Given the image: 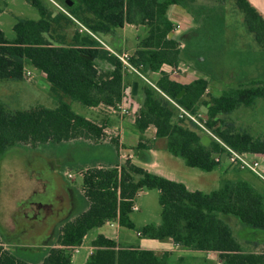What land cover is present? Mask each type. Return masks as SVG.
Returning a JSON list of instances; mask_svg holds the SVG:
<instances>
[{
	"label": "trees",
	"instance_id": "1",
	"mask_svg": "<svg viewBox=\"0 0 264 264\" xmlns=\"http://www.w3.org/2000/svg\"><path fill=\"white\" fill-rule=\"evenodd\" d=\"M26 1L36 8L39 17L17 18L11 39L0 29V81L22 80L28 62L45 74L56 104L10 109L0 99V159L13 147H58L80 138L75 145L84 156L77 162L85 169L80 173L79 190L83 205L60 223L55 238L45 245L10 244L0 227V264H72L70 248L81 245L90 229L113 220L142 238L170 239L191 251H216L220 264H264V247L261 251L249 249L264 246V239L239 236L241 226L264 233V196L259 189L244 178L223 177L219 187L210 192L190 191L183 183L151 173L130 160L120 162L118 136L103 134V125L76 113L65 98L83 107L104 105L116 109L127 97L126 89L131 96L133 80L124 83L126 75L119 60L89 35L77 28L68 40L64 32L75 21L98 35L109 36L126 24L144 26L146 34L138 41L131 61L141 63L145 72L159 71L161 75L155 87L146 83L140 87L134 121L139 141L133 150L150 147L143 133L153 126L155 137L166 138L172 156L181 158L188 167L210 172L222 162L225 149L213 139L208 146L203 145L196 125L179 118L177 109L162 93L192 114L198 113L201 106L206 108L201 119L204 126L235 151L264 155L263 131L255 132L250 124L238 126L231 116L239 111L251 116L263 110L264 80H250L203 98L212 77L207 60L217 58L225 49L228 2L242 14L245 30L264 53L263 15L249 0H54L70 16L50 7L49 0ZM173 4L187 11L195 24L175 37L169 36L173 23L167 15ZM83 35L91 38L92 44L81 41ZM100 62L107 65V70L99 68ZM189 62L199 77L188 84L172 80L161 70L163 65L177 67ZM259 102L261 108L257 109ZM105 137L108 140L102 142ZM144 189L159 192L160 222L136 228L130 214L135 196ZM91 246L94 250L83 264H188L184 256L171 261L168 252L156 254L118 245L102 234Z\"/></svg>",
	"mask_w": 264,
	"mask_h": 264
},
{
	"label": "rangeland",
	"instance_id": "2",
	"mask_svg": "<svg viewBox=\"0 0 264 264\" xmlns=\"http://www.w3.org/2000/svg\"><path fill=\"white\" fill-rule=\"evenodd\" d=\"M0 4V29L9 39L14 37L12 26L17 18L37 19L39 17L36 8L30 5L26 0H0ZM47 4L52 8H56L50 0ZM232 6V2L229 1L227 7L228 12L225 15L226 28L224 29V32L226 39L224 52H222L220 56H216L217 58L215 59L209 58L207 60L208 63L206 68L209 70L212 77L203 97L205 99L208 98L209 94L218 95L224 89L235 87L239 84H246L250 80H264V53L254 42L252 36L245 30L242 14L236 9H233ZM260 13L262 14V12ZM77 28L78 24L75 22L70 23L65 28L64 32L66 33L68 40H70ZM143 31L144 28L142 26H127L124 32L127 39L125 45L126 49L124 50L125 52L130 54L133 52L134 44H136L137 39L143 35ZM98 37L107 44L110 43L109 38L106 36L98 35ZM185 64L193 70L192 62H189V65L188 63ZM27 69L37 77L39 73L38 70L31 66H28ZM190 69H187L186 72H189ZM195 72L199 75L197 71ZM9 81L12 82V84H15L16 87L20 86L18 85L20 84V80ZM136 81H138L140 92L141 82L139 80ZM34 89L36 91H30L24 87V90L19 94V92L14 93L15 88H9V86L2 84L0 85V98H2L3 102L10 109L28 108L38 104L53 107L56 104V98L49 90L42 87H34ZM65 100L71 104L72 109L76 113L83 115L84 117L91 116V118L100 119L103 116L100 110L90 111L87 107H83L78 102L71 101L68 98H65ZM261 100L262 99H259L257 101ZM129 106L130 114H133L136 111V105L133 102L129 103ZM255 107L260 109V102ZM117 113L118 111L113 113L114 116L113 120H111V124H109L110 127L117 126L119 121ZM198 113L199 118L204 119L205 113L201 110L198 111ZM231 116L236 125L248 127L250 124L255 132L263 131L264 133V108L263 110H256L251 116L243 111H239ZM186 118L184 120L189 124V119ZM102 132L103 134H110V130L105 126ZM198 133L200 135L205 134L200 130H198ZM104 136L105 135H103V137ZM80 140V138L70 140L67 142V145L58 147H13L0 159V227L5 232L6 238L11 242L10 244L14 245L17 244V242L38 244L43 237L38 230L39 226H47L58 220L61 223L70 215H73L81 209L83 204L80 199L79 190L81 186V174L85 169L79 168L77 162L83 160L84 156L81 155V150L78 149L79 146L75 145L76 142H81ZM104 140L106 141L108 138H103L102 142H105ZM163 155L165 157L160 156L156 161L165 167L164 173L177 182L187 184L190 189L208 192L218 188L219 180L215 177V174L218 172V167L222 166L228 168L227 178H247V180L257 187L264 196L263 178H260L249 171L232 167L226 161L221 162L215 170L205 172L198 168L186 166L181 158L173 157L168 153L166 148H163ZM253 159L258 161L257 170L264 177V155H254ZM58 165H60L59 170L61 173H55L58 171V168L53 166ZM33 169L39 172H42L43 170L47 175H52L55 183L53 188H56H54L55 193H59L57 187L60 184V177L62 175L79 200L74 207L72 214H69V216L65 215V217L62 218L66 213L68 202L65 201L59 203L58 201L53 200L54 203L52 210L48 213H43L45 215L44 220L27 221L16 215L19 202L28 198L34 190H40L41 180L38 179V175ZM68 173L71 174L70 177L67 175ZM158 195L159 192L156 189H144L142 192H139L138 196H136L134 204L137 209L133 210L131 214V218L136 228H140L148 223L158 224L160 222L161 207L158 202ZM116 226V221H113V226L106 223L102 229H90L83 238L82 246H79L78 251H71L72 257L80 259L86 257L89 247L91 246V241L96 238L100 231L110 237H116ZM239 233V236L244 239H249L255 236L259 237L261 241L264 239V233L262 231L252 230L246 226H241ZM125 234H129L130 237L133 236L132 239L136 238L133 230L122 228L121 242L123 241V235ZM4 246H7V244H4ZM187 263L203 264L202 257L194 256L193 258H190ZM74 264L77 263L75 262Z\"/></svg>",
	"mask_w": 264,
	"mask_h": 264
},
{
	"label": "crops",
	"instance_id": "3",
	"mask_svg": "<svg viewBox=\"0 0 264 264\" xmlns=\"http://www.w3.org/2000/svg\"><path fill=\"white\" fill-rule=\"evenodd\" d=\"M249 2L259 12H262V14H264V0H249ZM56 12L57 11L55 10L53 12V15H55ZM167 15H168V18L173 23V29L169 33V36H172V37L179 36L184 31H186L190 28H193L195 26V24L193 23L192 18L189 15V13L187 11H185L179 5H176V4L170 5L168 10H167ZM263 17H264V15H263ZM127 26H134V25H127L126 24L122 28L116 29V35H114V36L104 35L107 38H109L110 43L107 44L103 40L102 41L106 45L111 47L112 49L114 48L113 50H115L117 52H124V50L126 49L125 45L127 42V39L125 37L124 32H125ZM134 27H139V26H134ZM142 27L144 28L143 35L137 39V42H136V44H134V47L132 50L133 52H131V54L129 53L130 55H132L134 53V50L136 49L138 41L143 36H145V34H146V28L144 26H142ZM28 66L33 67L28 62H25V65H24L25 75H24V78L22 80H20V84H18L20 86L16 87V85L12 84V82H10L9 80L0 82V85L4 84V85L9 86V88H15L14 93L19 92V94H21L22 90H24V87H26L30 91H36L34 89V87H36V88L42 87L46 90H49L50 83L47 81L45 74L42 71L38 70L37 68L33 67L34 69L39 71V73L36 77L32 74V72L30 70L27 69ZM99 68L101 70H107L108 67L105 63L100 62ZM187 69H190V68L185 63H180L177 67H171L169 65H163L161 67V70L164 72H167L172 80L179 82L181 84H188L192 80L199 77V75L196 74L195 70L190 69L189 72H186ZM147 74H148L149 79L153 83H155L161 75V73L159 71L158 72H148L147 71ZM132 80L136 81V79L131 75L124 76V79H123L125 84L128 81H132ZM140 82H141V85L144 84V82H142V81H140ZM16 90H18V91H16ZM0 99L2 100V98H0ZM140 99H141V93L139 92V85H138L137 96L136 97H133V96L128 97L127 96L123 100V105L126 107L128 106L127 107L128 111L130 110L129 109V107H130L129 103H133V102L135 103L136 111L133 114H130V111L128 112V114H121L119 109H117V108L113 109V108L108 107V106L98 105L95 107H87V108L90 111H99L100 110L102 112L103 116L100 119L93 118V117L91 118V116L85 117V118L95 120L100 125L103 124L106 128H108L110 130V132H109L110 134L112 133V134L118 136L119 143H120V150H119L120 162H123L124 160H130L134 164L146 169L147 171H149L151 173H155V174L161 175L163 177H167L168 179L175 181L173 178L168 177V175L166 173H164L165 167L156 161V159H159L160 156L165 157L163 155V148H166V150H167V140L164 137H155V128L153 126H149L143 133V139L146 143H148L150 145V147L148 149H144V150H138V151L133 150V147H135L139 141V132L135 127L134 121H135L137 110L139 108V100ZM116 111H118L117 117L119 116L118 117L119 121H118L117 126L115 125V126H113L114 127L113 128L112 126L110 127L109 124H111V120H113V116H114L113 113H115ZM258 155H262V154H258ZM223 161L224 160H222V162ZM227 173H228V168L219 166L218 172H217V174H215V177L218 178V180L220 181V179L223 177L227 178L226 177V176H228ZM230 179H232V178H230ZM245 179L247 180V178H245ZM183 184L185 185V187L188 190L194 191L193 189H190L187 184H185V183H183ZM210 191H208V192H210ZM140 192H142V191H140ZM205 193H207V192H205ZM138 194H139V192L137 193L136 196H138ZM136 196H135V198H136ZM135 198H134V201H135ZM0 200H1V198H0ZM134 206H136V205L134 204ZM136 209H137V207H136ZM136 209H134V210H136ZM131 214H130V218H131ZM131 220H132V218H131ZM113 221L114 222L116 221V223H117V226H116L117 235H116V237H110L102 231L98 232V234H102L107 238L113 239L118 245L133 246V247H136L138 249H148V250L154 251L156 254H160L162 252H168L169 253V259L171 261H175L181 256H184L186 258V260L187 259L189 260L190 258H193L194 256H201L203 264H220L218 252H216V251L203 252V251H191V250L183 249L180 246L173 243V241L170 239L156 240V239L142 238L134 230H133L135 233L134 236L136 237L135 239H132L133 236L130 237L129 234H127V235L125 234V235H123L124 236L123 241L121 242V229L125 228V227H121L118 224L117 220H113ZM113 221H112V223H113ZM104 225H102L101 227H97V228L102 229L104 227ZM110 226H113V224ZM55 234H56V230H55V233H53L52 237L48 238L47 241H41L40 242L41 245L42 244L45 245L46 242L53 240L55 238ZM242 244L244 247H247V244H245L244 241L242 242ZM90 245H91V243H90ZM79 246H82V243ZM263 247L264 246L260 244L255 248L250 247L249 249L254 250V251H261L263 249ZM93 250H94V247L90 246L86 257H83L82 259L74 258L71 255L72 264H74L75 262L77 264H83Z\"/></svg>",
	"mask_w": 264,
	"mask_h": 264
},
{
	"label": "built area",
	"instance_id": "4",
	"mask_svg": "<svg viewBox=\"0 0 264 264\" xmlns=\"http://www.w3.org/2000/svg\"><path fill=\"white\" fill-rule=\"evenodd\" d=\"M50 1L55 5V7L58 10L69 15L68 12L65 10V8L62 5H60L59 3H57L54 0H50ZM76 23L78 24V31L81 34L89 35L93 40L97 41L101 47L108 50L111 54H113L119 60L121 70L126 76L131 75L136 80L142 81L146 84H149V85L155 87L154 83L149 79L147 72L144 71L143 65L141 63H139V64L132 63L131 55L129 53H127L125 51L124 52H117V51L113 50L111 47L106 45L98 37V34L94 33L93 31L88 29L86 26L80 24L79 22L76 21ZM128 93L129 92L126 89L125 90V96H128L129 95ZM162 95L166 98V100H168L174 106V108L177 109V111H178L177 116L179 118L185 119L187 117L189 119V122H192L193 124H195L196 127L201 132H204L206 135H208L210 137V139H213L214 141L218 142L225 149L226 153H225L224 160L226 159V161L228 162L229 165H231L232 167H235L237 169H240V170L249 171L252 174L264 179V177L257 170L258 161L256 159H253L254 155L249 156L248 153H239V152L235 151L233 148H231L230 146L223 143L221 141V139L219 137H217L210 129H208L207 127L204 126V124L201 121V118H199V113L192 114V113L188 112L187 110H185L183 107H181L178 103H176L169 96H167L163 93H162ZM124 98L125 97H123L122 101L117 105V109H119L121 114H128V112H129L128 108L123 105ZM218 157L219 156L217 155L216 160H218ZM67 175L69 177L71 176L70 173H68ZM134 209H136V206H133V210ZM107 223L109 225L113 224L112 221H107ZM70 249L74 252H77L79 249V246L76 245V246L71 247Z\"/></svg>",
	"mask_w": 264,
	"mask_h": 264
},
{
	"label": "flooded vegetation",
	"instance_id": "5",
	"mask_svg": "<svg viewBox=\"0 0 264 264\" xmlns=\"http://www.w3.org/2000/svg\"><path fill=\"white\" fill-rule=\"evenodd\" d=\"M53 167L58 168V171L55 173L60 172V165ZM34 171L37 173L38 179L41 180L40 190H34L28 198L19 202L16 215L27 221L44 220L45 215L43 213H48L52 210L54 203L53 200L58 201L59 203L65 201L68 202L66 213L62 218H64L65 215L69 216V214H72L74 207L77 205L79 200L62 175L60 177V184L57 187L59 193H55L56 188H53L55 183L52 175H47L46 172H43V170L42 172L36 170ZM59 223L60 221L58 220L48 224L47 226H39L38 230L43 236L41 241H47L48 238L52 237Z\"/></svg>",
	"mask_w": 264,
	"mask_h": 264
},
{
	"label": "water",
	"instance_id": "6",
	"mask_svg": "<svg viewBox=\"0 0 264 264\" xmlns=\"http://www.w3.org/2000/svg\"><path fill=\"white\" fill-rule=\"evenodd\" d=\"M68 4L70 5L71 2L68 1ZM81 41L86 42V43H88V44H92V39L89 38V37H87V36H84V35L81 36ZM81 55L84 56V57H87V58H89V59H92L91 56H87V55H85V54H81ZM148 72H149V71H148ZM137 88H138V81H133L132 84H131V89H130V93H131V95H132L133 97H136V96H137ZM182 93H183V91L179 92V93L177 94V98H179V97L182 95ZM201 111L204 112V113H206V112H207V109L204 108L203 106H201ZM200 141H201V143H202L203 145L208 146V145L210 144V142H211V139H210V137H209L208 135L203 134V135H201V137H200ZM248 155H249V156H253L254 154H253V153H248ZM224 158H225V154H223V156H222V160H224Z\"/></svg>",
	"mask_w": 264,
	"mask_h": 264
}]
</instances>
